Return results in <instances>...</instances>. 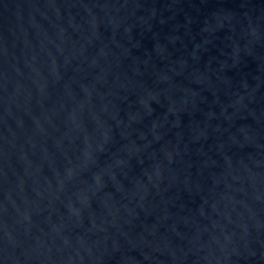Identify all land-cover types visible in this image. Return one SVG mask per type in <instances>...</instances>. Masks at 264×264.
<instances>
[{"label": "water", "instance_id": "obj_1", "mask_svg": "<svg viewBox=\"0 0 264 264\" xmlns=\"http://www.w3.org/2000/svg\"><path fill=\"white\" fill-rule=\"evenodd\" d=\"M0 264H264V0H0Z\"/></svg>", "mask_w": 264, "mask_h": 264}]
</instances>
